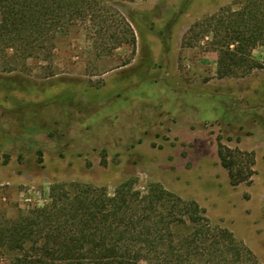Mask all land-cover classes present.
<instances>
[{"label": "rangeland", "instance_id": "obj_1", "mask_svg": "<svg viewBox=\"0 0 264 264\" xmlns=\"http://www.w3.org/2000/svg\"><path fill=\"white\" fill-rule=\"evenodd\" d=\"M253 1L100 0L104 21L55 28L41 49L0 40V125L60 99L71 111L43 113L62 139L3 145L0 210L42 207L53 184L108 196L124 182L140 193L159 186L239 245L240 264H264V42L218 71L226 18Z\"/></svg>", "mask_w": 264, "mask_h": 264}, {"label": "trees", "instance_id": "obj_2", "mask_svg": "<svg viewBox=\"0 0 264 264\" xmlns=\"http://www.w3.org/2000/svg\"><path fill=\"white\" fill-rule=\"evenodd\" d=\"M99 4L100 0H0V40L23 53L41 49L55 28L85 17L104 21ZM232 16L224 24L226 46L219 48L222 74L231 64L249 62L247 44L264 42V0H254ZM54 104L66 116L71 113L65 109L67 101L60 99L6 116L0 125V150L42 133L53 140L58 134L60 139V128L43 119ZM36 153L42 154L40 148ZM231 182L236 180L232 177ZM69 187L65 191L53 184L50 201L42 207L19 209L13 216L0 210L2 264H240L239 245L220 241L194 202L159 186L140 193L124 182L112 196L88 186Z\"/></svg>", "mask_w": 264, "mask_h": 264}]
</instances>
